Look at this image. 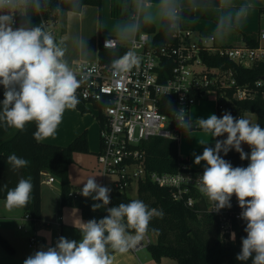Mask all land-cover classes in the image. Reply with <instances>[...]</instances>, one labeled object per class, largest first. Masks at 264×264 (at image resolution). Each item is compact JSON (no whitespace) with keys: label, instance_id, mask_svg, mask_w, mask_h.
Instances as JSON below:
<instances>
[{"label":"clouds","instance_id":"1","mask_svg":"<svg viewBox=\"0 0 264 264\" xmlns=\"http://www.w3.org/2000/svg\"><path fill=\"white\" fill-rule=\"evenodd\" d=\"M31 2L0 0V85L4 88L0 128L23 132L34 122V138L42 141L55 136L65 111L75 109L80 103L77 91L81 80L63 60L65 52L50 33L32 26L30 20L18 22L9 11L19 4L27 7ZM228 6L231 7L230 3ZM253 7L249 2L236 8V18L246 19ZM161 8L169 27L175 28L178 14L172 0H161ZM153 19L151 15L145 17L148 22ZM135 30L133 25L126 32ZM114 46L113 41L105 42V47ZM139 63L136 53L128 51L112 62V68L116 74L128 73ZM167 103L171 108V102ZM172 113L177 126L190 136L194 129L206 134L198 139L203 146L202 154L194 152L193 156L196 165L204 162L203 172L197 176L195 185L211 202L209 211L218 214L230 209L233 195L237 198L242 210L239 218L246 224L244 232L247 235L241 237L242 247L236 259L245 262L251 258L252 264H264V127L242 116L236 118L227 110L222 116L210 114L206 119H193L184 108L172 109ZM225 135V139H218ZM208 136L215 141L214 146H209ZM245 144L250 147V153L244 151L242 145ZM232 150L240 154L241 160H249L247 167H234L221 155L226 156ZM7 163L14 171L29 165L27 159L15 153L7 157ZM186 178L190 182L191 178ZM5 189L6 209L24 208L32 198V179L21 178L14 188L0 187V190ZM111 191L95 178H89L80 194L101 202L92 204L95 211L110 204ZM106 211L108 215L99 220L83 222L79 219L78 226L75 224L81 233L79 241L61 236L54 246L41 245L24 259L23 264H112V252L124 254L135 249L149 231L151 220L163 216L162 211L150 208L140 199L108 207ZM232 238L235 239V233Z\"/></svg>","mask_w":264,"mask_h":264},{"label":"built area","instance_id":"2","mask_svg":"<svg viewBox=\"0 0 264 264\" xmlns=\"http://www.w3.org/2000/svg\"><path fill=\"white\" fill-rule=\"evenodd\" d=\"M31 4L37 8L43 30L54 37L61 11L41 9L37 6V0H32ZM27 7L19 4L9 11L18 20L25 16ZM138 16V13L134 16L136 22ZM176 25L171 28L174 42L161 46L154 44L156 34L137 29L127 40L100 38L99 46L103 49L123 48L125 53L133 51L140 58V63L128 73L121 74L114 72L112 64L102 63L99 59L75 64L71 69L81 80L77 95L84 108L96 114L100 126L97 164L104 178L107 175L115 177L110 187L112 191L124 193L133 182L148 180L167 188L175 202L187 207L193 206L195 199L202 200L207 212L217 217L221 236L230 238L233 222L240 224L243 221L239 218L242 210L238 201L235 200L230 209H223L218 214L210 212L211 202L195 185L197 176L203 171L191 170L181 163L175 173L148 172L144 168L140 144L153 137L172 139L178 143L186 132L177 126L172 109L184 108L189 113L190 108L210 92L215 94L220 111L227 110L226 103H231L226 95L228 89L233 90V100L251 98V89L238 86L231 69L208 67L201 56L215 55L237 66L250 68L253 63L264 62V47L258 45L257 48H250L246 44L218 46L213 36L194 34L191 28L179 21V17ZM259 38L263 40L264 33ZM106 41H113L115 46L105 47ZM263 83L260 80L256 86ZM235 117L239 118L240 114ZM43 174L45 172H41ZM181 176L185 178L181 179ZM186 177L191 178L190 182ZM53 181L52 176L46 179L47 184ZM23 219L32 221L28 214H24ZM21 227L18 226V229ZM153 243L150 234L146 233L144 240L130 251L137 252ZM35 245L36 238L32 236L29 247Z\"/></svg>","mask_w":264,"mask_h":264},{"label":"trees","instance_id":"3","mask_svg":"<svg viewBox=\"0 0 264 264\" xmlns=\"http://www.w3.org/2000/svg\"><path fill=\"white\" fill-rule=\"evenodd\" d=\"M121 4L123 0H113ZM102 0H38V7L61 12L79 13L83 7H100ZM220 0H179L177 14L179 21L191 20L194 18V9L198 7H219ZM261 12V10H260ZM30 20L32 26H39L43 29L37 8L34 4L27 7L24 17L18 19ZM138 30L154 34L155 30L146 21H138ZM172 29L168 21L162 16L161 25L156 32L154 44L161 46L165 43H173L171 38ZM246 46L257 48L259 36L255 32L241 33ZM125 54L123 48L116 50L103 49L98 44V59L105 64L112 62ZM203 62L208 67H221L231 69L236 84L240 87H247L252 91V97L242 101L232 99L233 90H226V95L231 103H226L227 109L235 117L243 112H251L256 115V123L264 127V83L256 86V83L264 77V62H256L250 68L237 66L233 62L215 55L203 54ZM4 88L0 85V101L4 99ZM76 109L86 113L83 103L76 106ZM100 127V126H99ZM36 124L29 123L26 130L21 132L13 128H0V187L7 185L14 188L21 178L31 177L33 183L32 198L29 204L24 207L25 214L36 224L40 219V185L41 172H46L58 179L60 184V205L79 210L84 221L90 219H102L108 215V207L118 206L120 203H128L131 198L124 193L111 191L110 204L105 208L92 210L93 201L91 197H83L81 189L73 188L69 181L68 169L72 163L75 153L88 154V141L86 134L82 133L67 146H56L34 138ZM143 154L144 168L148 172L158 174L175 173L182 163L178 155V143L172 139L159 137L149 138L140 144ZM245 151V150H244ZM247 152V151H245ZM15 153L18 157L29 161L26 168L12 170L7 163V157ZM225 160L232 163L234 167H247V159L241 160L240 154L235 150L230 151L226 156L221 153ZM6 189L0 190V200H5ZM144 201L150 208L163 212L162 217H154L149 225L147 234L155 237V242L147 247L152 259L159 262L162 258H168L176 264H252V259L242 262L236 259L237 253L241 250V237H246L244 221L237 224L233 222L232 233L235 239L221 236L219 221L216 216L209 214L205 202L195 199L193 206L187 207L181 202H175L167 188L151 183L148 180L137 183V198ZM237 200L235 195L231 204ZM241 209V208H240ZM156 229L157 231H153ZM0 245L9 253H13L10 245L0 237Z\"/></svg>","mask_w":264,"mask_h":264},{"label":"crops","instance_id":"4","mask_svg":"<svg viewBox=\"0 0 264 264\" xmlns=\"http://www.w3.org/2000/svg\"><path fill=\"white\" fill-rule=\"evenodd\" d=\"M252 3L254 7L250 10L249 14L247 15L246 19H237L235 16V9L239 8L241 5L246 3ZM113 0H102L100 7H92V6H85L79 13L73 12H61L59 17L58 26L56 27V34L54 35L55 43L61 47L64 52L67 54L71 50H77V57L74 55H64L63 60L68 64L69 67H73L75 64L80 62H90L97 54L98 59V44L100 38L109 37L104 34H114L111 38H118L127 40L131 38L134 32L127 31L130 26L135 25V28L138 30V21L145 20L147 15H151L154 19L151 22H148L152 25L156 32L159 30L162 21V8H161V0H123L121 4H118L116 10L113 8ZM172 3L177 8L179 0H172ZM231 5L229 7L228 5ZM210 8H217L216 10L218 13V22L221 23L223 18V26L212 28L210 30H214L218 32V34H224L223 41H219L217 35L212 32L202 31V30H195L194 28L190 27L188 23L185 21L183 25L191 28L194 34H200L204 36H213L215 38V43L218 46H238L236 45V39H242L241 33L243 32H255L260 36L261 33H264V27L260 26L261 18L264 17V0H220L219 7H198L194 9V14L198 13L197 11H202L201 17L205 18L207 16L206 11L210 10ZM261 10V12H260ZM115 11V12H114ZM118 13V14H117ZM138 13V21L134 20V16ZM226 20H229L228 22ZM252 21V25H247V22ZM60 22L62 23V30L59 31ZM256 25V27H255ZM97 29V30H96ZM58 30V33H57ZM145 32V31H141ZM146 33V32H145ZM97 34V35H96ZM151 34V33H149ZM236 34V35H235ZM104 35V36H103ZM118 36H126V38L116 37ZM239 37V38H237ZM97 38V41H96ZM259 39V45L261 46V40ZM243 41V45H244ZM77 46V48H76ZM262 47V46H261ZM93 51V53H92ZM207 99L204 98L203 100ZM216 100V96L214 98ZM200 100L196 103L193 107L190 108L189 114L196 118H207L210 114H216L217 116H222L226 110H218L217 108V101L216 103L212 101L202 103ZM86 113L79 112L76 108L75 109H67L63 115V119L61 124L58 126L57 132L55 136L49 137L45 140H42L43 143H50L51 145L56 146H67L71 143L75 138L80 136L82 133L86 131H90L91 128H94L93 121L86 126L84 123V119L87 118V115L90 114L91 110H86ZM227 111H229L227 109ZM240 116L248 118L252 123H256L257 118L254 113L251 112H243ZM71 118V119H70ZM94 121L98 124L97 119L95 116H92ZM77 121L76 124H73L72 121ZM71 122V125H66L65 122ZM71 126V127H70ZM89 134L88 140V154H81L75 153L73 155L72 163L68 169V176L70 184L73 188L82 189L83 184L89 178H96L97 183L99 177L96 175L95 167H97L98 172L101 173L99 166L97 164V153L100 149L99 143V125H98V142L97 139L91 138V133ZM87 135V133H86ZM206 134L199 131V129H194L191 133H185L180 141L178 142V155L179 158L185 166H187L191 170H200L203 171L204 162H201L200 165H196L194 163V156L193 153L195 152L197 155L202 154L203 146H201L198 142V139L205 136ZM224 137H220L218 139H225ZM210 140L209 146H214L215 141L208 136ZM243 149L250 153L251 149L248 145H242ZM84 155V156H82ZM84 157V158H80ZM86 157V158H85ZM89 157H92L91 160ZM91 160V163L87 164V160ZM247 164H249V160H247ZM79 171V176H81L80 180H77L75 177V172ZM45 174H48L45 172ZM102 175V173H101ZM102 180L104 177L102 175ZM55 180L48 184V186H52ZM57 182L59 183L58 179ZM75 182H79L76 185ZM103 185V184H102ZM60 186V184H59ZM59 198L54 203V223L53 226L59 229L61 232V236L66 237L70 240L79 241L81 239L80 231L75 227V224L78 226L79 219L84 221L81 218L79 210L70 207H62L60 205V187H59ZM41 185H40V219L36 224L33 222L24 220L23 216L25 214L24 208H19V213L17 214H9V218L13 221H25L26 225L30 227V229L35 232L37 225L41 222H44L43 219V205L41 201ZM58 203L61 208L58 207ZM74 211H77L75 214ZM0 211V217L1 215ZM52 224V223H51ZM18 226H22L21 229H18ZM18 231L24 230V224L17 225ZM26 231V230H24ZM32 236H36L35 233L32 234L27 242V247L29 250H38L41 245H45V239L40 237L41 239H36V245L34 247H29V240ZM153 236V235H152ZM0 237L4 240L7 237L4 235L3 231L0 230ZM6 242L8 243L9 240L7 239ZM153 242H155V237L153 236ZM10 243V242H9ZM8 243V244H9ZM10 245V244H9ZM54 246V245H53ZM11 247V246H10ZM12 248V247H11ZM13 252H14V248ZM112 264H172V260L168 258H162L159 262H155L148 249L142 248L137 252L128 251L127 253L120 254L118 252H112ZM26 258V257H25ZM2 264V263H0ZM4 264H23V263H4ZM176 264V263H175Z\"/></svg>","mask_w":264,"mask_h":264},{"label":"rangeland","instance_id":"5","mask_svg":"<svg viewBox=\"0 0 264 264\" xmlns=\"http://www.w3.org/2000/svg\"><path fill=\"white\" fill-rule=\"evenodd\" d=\"M116 4L113 3V8L115 9ZM217 8H210V10L206 11L207 16L205 18L201 17V13H203L202 11H197L198 13H195L194 18L191 20H185L186 23H188V25L192 28H194L195 30H202V31H207V32H212L215 33L217 35V38L219 41H223L221 39V34H218V32H215L214 30H210L212 28H217L218 25L223 26V22L222 24H220V22H218V11L216 10ZM115 12V11H114ZM118 14V13H117ZM227 22L229 20H226ZM252 21L247 22V25H252ZM260 26L264 27V17L261 18L260 21ZM62 23L60 22V28L59 31L62 30ZM256 27V25H255ZM97 30V29H96ZM58 33V30H57ZM60 33V32H59ZM58 33V34H59ZM97 35V34H96ZM106 36L112 37L114 36V34H104ZM103 35V36H104ZM236 35V34H235ZM116 37H121V38H126V36H118L115 35ZM239 38V37H237ZM97 41V38H96ZM99 42V41H98ZM236 45L238 46H242L243 45V41L241 39H236ZM261 46L264 47V41H261ZM77 48V46H76ZM77 50H71L70 52H68L66 55H74L77 57ZM93 53V51H92ZM65 55V56H66ZM97 60V54H95V57L90 60V62H95ZM72 68V66L70 67ZM215 98V94L210 92L207 95V99L201 101L202 103L204 102H208V101H214L216 103ZM212 99V100H211ZM242 114V113H240ZM95 112L94 111H90V114L87 115V118L84 119V123L86 126H89V124L93 121L94 123V128H91L90 131H86L85 134L86 138L88 137L89 139V134L91 133V138H96L97 142H98V124L94 121V119L92 118V116H95ZM71 119V118H70ZM66 125L70 124L71 122H65ZM73 124H76L77 121L73 120L72 121ZM69 126V125H68ZM71 127V126H70ZM88 141V140H87ZM47 143V142H46ZM50 144V143H48ZM89 146V145H88ZM84 156V155H82ZM80 158H84V157H80ZM86 158V157H85ZM91 160H93L92 157H89ZM87 160V164L91 163V160L86 159ZM96 171V175L99 177L98 179V183L99 184H104L105 186L111 187L112 183L115 181V177L113 176H105L104 180H102V175L101 173L98 172L97 167H95ZM51 176L49 174H43L41 176V201L43 205V219L44 222H41L37 225L35 232H33L32 229H30V227L28 225H26V223H24L25 221H13L12 219L9 218V214H17L19 213V209H14V210H7L4 206V202L5 200H0V211H1V217H0V230L3 231L4 235L7 237V239L9 240V244L12 248H14V252L13 253H9L7 252L1 245H0V263L4 264V263H23L25 257L29 256L30 254H32L34 251L36 250H29L27 247V242L29 237L35 233L36 236H34L36 239H41L40 237L45 239V245L46 246H53L55 245V242L57 240V238L61 237V232L59 231L58 228H56L55 226H53L54 223V203L55 201L59 198V183L57 182V179L54 178L55 182L52 186H48V184L46 183V179ZM75 177L77 180L81 179V176H79V171L75 172ZM96 179V178H95ZM97 181V179H96ZM76 185H78L79 182H75ZM125 196L131 199H136L137 198V183L133 182L132 184H130L127 189L124 192ZM58 207H60L59 203H58ZM75 214H77V211H74ZM52 223V224H51ZM18 224H24V230L26 231H18L17 230V225ZM151 240L153 241V236L150 235ZM6 239V240H7ZM176 262L172 260V264H175Z\"/></svg>","mask_w":264,"mask_h":264},{"label":"water","instance_id":"6","mask_svg":"<svg viewBox=\"0 0 264 264\" xmlns=\"http://www.w3.org/2000/svg\"><path fill=\"white\" fill-rule=\"evenodd\" d=\"M261 80L264 82V77H262Z\"/></svg>","mask_w":264,"mask_h":264}]
</instances>
